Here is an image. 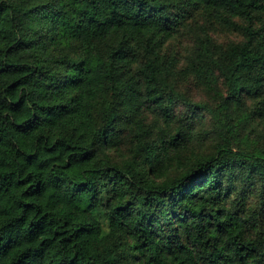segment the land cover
Here are the masks:
<instances>
[{"label":"clouds","instance_id":"9594fccd","mask_svg":"<svg viewBox=\"0 0 264 264\" xmlns=\"http://www.w3.org/2000/svg\"><path fill=\"white\" fill-rule=\"evenodd\" d=\"M0 264H264V0H0Z\"/></svg>","mask_w":264,"mask_h":264}]
</instances>
